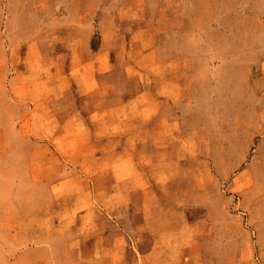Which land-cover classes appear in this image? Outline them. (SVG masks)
Here are the masks:
<instances>
[{"label": "rangeland", "instance_id": "rangeland-1", "mask_svg": "<svg viewBox=\"0 0 264 264\" xmlns=\"http://www.w3.org/2000/svg\"><path fill=\"white\" fill-rule=\"evenodd\" d=\"M184 2L0 0V264H264V0Z\"/></svg>", "mask_w": 264, "mask_h": 264}, {"label": "crops", "instance_id": "crops-1", "mask_svg": "<svg viewBox=\"0 0 264 264\" xmlns=\"http://www.w3.org/2000/svg\"><path fill=\"white\" fill-rule=\"evenodd\" d=\"M199 0H185L184 3H178L179 11H181L180 6L182 4L183 9V15L184 12L187 13V16H184L183 18H179V20L182 21L184 19L188 26H192L194 28H198V31L200 32L201 29H203L204 26L208 24V26H212L213 24L218 25L219 27L222 25L220 18H218V12L224 10L226 11L227 8L223 5H226L225 3H221L220 5L214 4V8L212 7V10L208 12V9H204L203 3H198ZM229 5V4H228ZM231 10H227V12ZM159 19H157V22Z\"/></svg>", "mask_w": 264, "mask_h": 264}]
</instances>
